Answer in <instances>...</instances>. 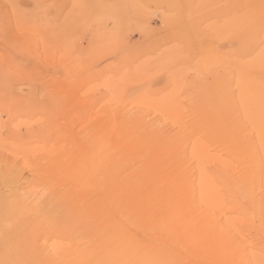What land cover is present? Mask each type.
Wrapping results in <instances>:
<instances>
[{"label":"rangeland","instance_id":"374dc122","mask_svg":"<svg viewBox=\"0 0 264 264\" xmlns=\"http://www.w3.org/2000/svg\"><path fill=\"white\" fill-rule=\"evenodd\" d=\"M262 84L264 0H0V160L10 162L0 168L10 167V176L22 171L14 181L10 177L11 187L0 181V192L16 189L31 204L29 218L43 200L56 202L31 231L0 224V264H38L35 240L55 263H65L63 253L76 242L70 239L77 226L73 178L92 164L107 172L108 202L115 200L112 191L127 196L151 184L158 193L168 179L177 182L180 194L164 193L169 202L163 203L173 206L170 215L177 218L173 226L180 225L169 236L124 224L138 240L162 236L173 264H264ZM198 139L205 157L193 149ZM168 164L177 171L163 180L162 171L171 174ZM246 168L251 184L239 189ZM84 184L85 195L95 197L98 190ZM108 202L109 215L123 206ZM141 204L152 217L162 215L156 203ZM196 222L209 230L223 226L231 258L222 254L224 262L220 252L207 250L215 237L203 246L201 234L188 231ZM25 235L29 249L10 246ZM23 253L36 258L18 262Z\"/></svg>","mask_w":264,"mask_h":264},{"label":"bare ground","instance_id":"6f19581e","mask_svg":"<svg viewBox=\"0 0 264 264\" xmlns=\"http://www.w3.org/2000/svg\"><path fill=\"white\" fill-rule=\"evenodd\" d=\"M244 75V74H243ZM252 77V76H251ZM254 77V76H253ZM244 78V77H243ZM247 78V77H246ZM251 79V78H250ZM255 80V77L252 78ZM248 82H249V78L246 79ZM252 80V82L254 81ZM258 80V79H256ZM244 81H245V78H244ZM246 81V82H247ZM261 81V80H260ZM242 82V80H241ZM258 83V81H257ZM243 85V83H242ZM244 85H245V82H244ZM243 85V86H244ZM252 86V84L250 85ZM256 86V85H255ZM261 86V85H260ZM247 87V89L249 88V86H245ZM244 89V88H243ZM252 88H250L249 90H251ZM257 89V88H256ZM262 97L264 98V85L262 84ZM253 92V91H252ZM251 92V93H252ZM239 94V92H237ZM241 93V91H240ZM236 95V96H237ZM256 97H258V93L255 94ZM254 95V96H255ZM261 96V94H260ZM240 97H245L244 96H240ZM255 97V98H256ZM254 98V99H255ZM259 98V97H258ZM257 98V99H258ZM241 99V98H240ZM252 99V98H251ZM255 99V100H257ZM243 100V99H242ZM249 100V98H248ZM245 101V100H243ZM242 101V102H243ZM251 101V100H250ZM253 101V100H252ZM251 101V102H252ZM262 101V100H261ZM264 102V101H263ZM247 103V102H246ZM242 104V103H241ZM245 104V103H244ZM246 105V104H245ZM248 105H251V104H248ZM248 107L247 105L245 106V108ZM250 107V106H249ZM232 108V107H231ZM249 108H247L246 111H248ZM192 111V110H191ZM194 112V111H193ZM250 111H248V114L246 113L245 116H249L250 117ZM197 114V113H196ZM208 114V113H207ZM242 114V113H241ZM245 114V113H244ZM242 114V115H244ZM183 115V114H182ZM232 115V113H231ZM203 116V115H202ZM200 117V116H198ZM196 117V118H198ZM210 117V116H209ZM249 117L247 119H249ZM190 118H193L190 116ZM194 119V118H193ZM195 120V119H194ZM199 120V119H198ZM197 120V121H198ZM237 120V119H236ZM199 122V121H198ZM238 122V121H237ZM245 122V121H244ZM194 123V122H193ZM243 123V122H242ZM244 124V123H243ZM152 125V124H151ZM146 127V126H144ZM149 126H147L148 128ZM153 129V126H150L149 129ZM185 128V126H183ZM187 128V127H186ZM210 128V126H209ZM189 129V128H188ZM242 129V128H241ZM209 130V129H208ZM207 130V131H208ZM240 130V129H239ZM204 131V130H203ZM245 131V130H244ZM148 132V131H147ZM150 132V130H149ZM151 133V132H150ZM160 133V132H159ZM193 133V132H192ZM201 133V132H200ZM210 133V132H209ZM221 133V131H220ZM142 134V133H140ZM152 134V133H151ZM195 134V133H194ZM208 134V133H207ZM216 134H219V132H217ZM244 134V133H243ZM170 136H172L171 134H169ZM174 135V134H173ZM175 136V135H174ZM173 136V137H174ZM213 136V134H212ZM243 136V135H241ZM176 137V136H175ZM174 137V138H175ZM177 137H180V136H177ZM176 137V138H177ZM209 137V136H208ZM223 137V136H222ZM156 138V137H154ZM160 138V137H159ZM167 139H169L168 137H166ZM165 138V141L167 140ZM224 139L226 137H223ZM153 139V137H152ZM161 139V138H160ZM172 139V138H171ZM227 139V138H226ZM225 139V140H226ZM176 140V139H174ZM214 140V139H213ZM164 141V140H163ZM173 141V140H171ZM170 141V142H171ZM198 143L197 146H194V150H196L195 152H199L203 157H205V155H203L204 153H206L204 150V141H200V139L197 140ZM228 143L230 142L229 140H226ZM139 142V140H138ZM141 142V141H140ZM217 142V141H216ZM165 143V142H164ZM169 143V142H168ZM167 143V144H168ZM173 143V142H172ZM147 145V143H144ZM171 144V143H170ZM250 144V143H249ZM165 145V144H164ZM175 145V144H174ZM203 145V146H202ZM215 145V144H214ZM236 145V144H235ZM237 146V145H236ZM162 147V146H161ZM171 147V146H170ZM174 147V146H173ZM243 147V145H242ZM245 147V146H244ZM248 147V145L246 146ZM251 147V145H250ZM181 148V147H180ZM166 149V148H165ZM170 149V148H169ZM168 149V150H169ZM179 149V148H178ZM243 149V148H242ZM248 149V148H247ZM246 149V150H247ZM251 149V148H249ZM248 149V150H249ZM236 150V149H235ZM245 150V151H246ZM167 151V150H166ZM177 151V150H176ZM233 151V150H232ZM202 152V153H201ZM166 153H170V152H166ZM247 153V151H246ZM239 154V153H238ZM175 155V154H174ZM182 155V154H181ZM252 155V154H251ZM145 156V155H144ZM190 156V154L188 155ZM146 157V156H145ZM169 157V155H168ZM144 158V157H143ZM172 159H176V157H171ZM182 158V156H181ZM236 158V157H235ZM239 158V157H238ZM180 161V159H178ZM247 160V158H246ZM172 160H170L168 163H170ZM144 162V161H143ZM174 162V160L172 161ZM171 162V163H172ZM242 162V161H241ZM252 162V161H251ZM0 163H6V164H10L9 161L7 160H0ZM108 164V163H107ZM142 164V162H141ZM140 164V165H141ZM242 164V163H240ZM1 165V164H0ZM5 165V164H4ZM15 164H13L12 166H14ZM168 166L166 168H169V172L171 174H169L168 172L166 171H162V178L163 180H165L167 177H170L173 175V171H177V168H175L176 170H174V168H172V164H168ZM243 165V164H242ZM246 165V164H244ZM114 167V165H112ZM143 166V164H142ZM175 166V164H174ZM185 166V165H184ZM183 166V167H184ZM103 166L101 165H87L86 166V170L85 171H82V172H79L77 171V173H75L74 175V178L73 180L76 178V184L77 185V189L75 190V193H73V196L74 198H72L73 200L76 198L75 202L72 203L71 205V208L73 209V214H75V218H76V221H77V226H75L74 228L71 227V234H70V239L73 240V241H76L75 243L73 241H71V243L74 245V247L71 249L72 251H68L66 253H63L64 255L63 256V262H65L66 264L68 262H71L72 264H173L172 260H170V257H169V254L166 252V244L168 243H165L163 240H162V236H161V241H163L165 243V245L163 244V242H161L159 239H157L156 237V240L154 242H149L150 241V237L148 238L147 236H144V237H147L146 240H149V241H145L143 239L145 238H141L142 240H138L136 238L138 232H136V236L134 237L132 234H130L128 231H127V228H125L124 224H127L129 227L131 226H134L136 228H138L140 231L144 230L145 232H149L151 235H154L153 233H155V231H158L160 235L162 234H168V232L171 234L170 230L171 228H174L173 230H176L175 229V226H178L179 224L175 223V226L174 225V222L172 221V218H176L175 216L176 215H170V211H171V204H165L163 203V201H167L168 198L164 200V193H168V194H171V195H178L180 194V188L177 184V182L175 181H172L170 179H168V182H167V188L161 192H156V188H154L153 186H151V184L149 186H147L145 189L137 192V193H132L131 195H127V196H117V194L120 192H117V193H114L112 191L111 193V197L113 199H115L114 201L112 202H108L106 201V199L108 198L109 200V193L107 191V188L104 187V185L106 184V171L104 168H102ZM144 167V166H143ZM3 168V167H2ZM115 168V167H114ZM120 169L122 167H119ZM180 167L178 166V169ZM16 169V168H15ZM150 169V168H149ZM148 169V170H149ZM17 170V169H16ZM130 170V169H129ZM181 170V168H180ZM179 170V171H180ZM140 171V170H139ZM145 171V170H144ZM250 171L251 169L249 168H246L245 172L243 174H241V177L238 181V185L239 186V189H248L250 184H251V179H250ZM10 167L6 166V170H2L0 168V181L1 183L4 185V186H10L12 184H10V177L13 179L14 181V178L15 180L17 178L20 177V174L22 173V171L20 172V170L16 171V172H12V175L10 176ZM15 173V174H13ZM120 173V172H119ZM183 173H185V170L183 171ZM179 175H183L182 173L179 174ZM178 175V176H179ZM151 176V175H150ZM159 176V175H158ZM177 176V177H178ZM122 177V176H121ZM138 178V175L136 176ZM152 177V176H151ZM150 177V178H151ZM186 177V176H185ZM135 178V179H137ZM144 178V177H143ZM149 178V177H148ZM184 178V177H183ZM182 178V179H183ZM181 179V178H180ZM179 179V180H180ZM117 180V179H116ZM121 180V179H120ZM184 180H186L184 178ZM188 180V179H187ZM81 181H82V184L83 182L85 183L84 186L86 185V187L90 188L91 187H94L96 188L98 191L95 193V197L93 195V192H88L87 194H90V195H85V191H84V188L82 187V185H79V183L81 184ZM133 181V180H131ZM114 182V181H113ZM124 183H127L128 182H124ZM160 183V182H159ZM170 183V184H169ZM189 183V180L187 182V184ZM200 187H204V184H202L201 182H199ZM126 184V185H127ZM140 184V182H139ZM165 184V183H164ZM184 185H186L184 183ZM138 186V185H137ZM143 186V185H142ZM163 186V185H162ZM11 187V186H10ZM111 187V186H110ZM139 187V186H138ZM137 187V188H138ZM164 187V186H163ZM132 189V188H131ZM139 189V188H138ZM7 190V188L5 187V191ZM159 190V189H158ZM189 189H187V193ZM56 191V190H55ZM95 191V190H93ZM183 191V190H182ZM186 191V190H185ZM185 191L183 193H185ZM8 192V193H7ZM5 193L3 192H0V224H3V223H8L10 222L9 224H7L9 227L10 225H12V223L16 224L17 223L21 226L22 228V231L26 232V231H31V229H33V226L34 224L37 223V226L39 223L43 222V221H46L52 210H53V206L56 204L55 201H53L52 203H54V205L52 206L51 205V201H48L47 199L43 200L44 202L42 203V205H40V207L38 208L37 206L36 207H33L34 209H32V211L35 212L33 218H29L28 216V213H26V210L27 208H29L31 206V204L29 205L26 200L20 196L18 193H17V190L14 189L13 187L10 188V191H7ZM54 192V191H53ZM52 192V193H53ZM107 192V193H106ZM44 193V192H43ZM50 193V194H52ZM49 194V196H50ZM40 195V194H39ZM38 195V196H39ZM55 195V194H54ZM62 195V194H61ZM53 196V195H52ZM14 197V198H12ZM62 197V196H61ZM98 197V198H97ZM60 198V197H59ZM177 197H175L174 199H176ZM58 199V198H57ZM62 199V198H61ZM136 200V201H135ZM192 200V199H191ZM195 200V199H193ZM77 201V202H76ZM123 201H132V202H129V203H126V204H123ZM165 201V202H166ZM176 201V200H175ZM175 201H173V204L175 205ZM112 203L115 205V207H118V209L120 208V204H122V210L120 209L119 211H117L116 213H111V215L108 214V209L106 207V203ZM141 202H146V204H148L149 202H151L153 205L156 203V206L158 207V209H160V211L162 212V215L159 217L157 215L153 216L152 217V213L149 215L150 212L147 213V210L145 207L147 206H143L141 204ZM169 202V201H167ZM178 204V201H176ZM194 201H192L193 203ZM196 202V200H195ZM194 202V203H195ZM157 203H162L161 206L160 205H157ZM29 206V207H28ZM62 206V205H61ZM180 206V204L178 205ZM55 207V206H54ZM58 207V206H57ZM152 207V206H151ZM63 208V207H62ZM175 208H177L175 206ZM174 208V210H175ZM181 209V208H180ZM199 209V208H198ZM198 209L196 211H198ZM31 210V209H30ZM179 210V208H178ZM28 211V210H27ZM180 211V210H179ZM61 212V209L60 211ZM159 212V214L161 213ZM178 212V211H177ZM183 213V211H181ZM121 213V218H122V222L119 221V216L117 214ZM154 213V212H153ZM169 213V214H168ZM179 213V212H178ZM117 216H116V215ZM181 213H179V217L178 219L182 218L183 216L180 215ZM49 215V216H48ZM57 215V214H56ZM191 215V214H190ZM193 215H195V213H193ZM204 215V214H203ZM74 215H72L73 217ZM181 216V217H180ZM201 216V215H200ZM206 216V215H205ZM146 217L148 220V223H144L146 220H142V218ZM202 217V216H201ZM73 218V219H75ZM72 219V218H71ZM177 219V218H176ZM209 219V218H208ZM211 219V218H210ZM209 219V220H210ZM67 221V220H66ZM72 221V220H71ZM74 221V220H73ZM72 221V222H73ZM179 221V220H178ZM207 221V220H206ZM211 221H215V220H211ZM65 222V221H64ZM204 222V221H203ZM203 222H200L195 225L192 226V230H188V231H193L195 233H198V234H201V235H198V237H200V241L203 240V246H204V243L206 242H210L211 239H216L214 241L215 244H213L211 247V245L208 243V249L207 250H210L211 248H214L212 252H220L218 254L219 257H224L225 255L227 256L228 253L230 252L232 254V247L231 246V242H226L225 239L227 237V234L224 230V228H222L219 223L216 226H213L212 229H207L208 226L206 224H204ZM171 223H172V227H171ZM74 224V223H73ZM185 224V223H184ZM193 224V223H192ZM40 225V224H39ZM180 226V225H179ZM187 226V225H186ZM190 226V225H189ZM40 227V226H39ZM61 227V226H60ZM64 227V226H63ZM62 227V228H63ZM188 227V226H187ZM186 227V228H187ZM133 228V227H132ZM179 228V230L181 229L180 227H177ZM185 228V229H186ZM12 229V228H11ZM20 229V228H19ZM134 229V228H133ZM132 229V231H133ZM189 229V228H188ZM55 230V229H54ZM137 230V229H136ZM18 231V230H17ZM131 231V230H130ZM139 231V232H140ZM134 232V231H133ZM187 232V231H186ZM173 235H176L174 232H172ZM189 233V232H188ZM192 233V232H191ZM168 234V236L170 235ZM193 234V233H192ZM212 234V235H211ZM141 235V234H140ZM143 235V234H142ZM173 235H171L173 237ZM191 234L189 233V236ZM170 236V237H171ZM180 236H183L182 234H180ZM194 236V235H193ZM213 236V238H212ZM28 235H25V237H20L18 239H15L13 242H10V246H17V247H21V248H24L26 247V249L30 248L31 247V242L30 240L28 239ZM140 237V236H138ZM192 238V236H190ZM196 237L197 239V235L194 236ZM153 238V239H155ZM168 238V237H167ZM186 238V237H185ZM189 238V237H188ZM165 239V238H163ZM187 239V238H186ZM9 240V239H8ZM152 240V238H151ZM169 240V238H168ZM179 240V239H178ZM177 240V241H178ZM187 240H192V239H187ZM195 240V239H194ZM193 240V241H194ZM171 241V240H170ZM198 241V240H197ZM195 241V242H197ZM231 241V240H229ZM36 242V240H35ZM33 243V248L35 249H32L34 250L36 253L38 252L37 254V258L38 259H35V260H42L40 262H38V264H44L43 262H45V264H57L55 262H57V260L55 261L54 258L55 256H52L50 254V251L47 250L48 248L44 246H41V249L38 248V245H36V243ZM70 241H68L69 243ZM164 245V246H161V243ZM192 242V241H191ZM69 243L72 247V244ZM172 243V242H171ZM176 242H174L175 244ZM198 243V242H197ZM196 243V244H197ZM205 243V244H206ZM7 244V243H6ZM39 244V243H38ZM169 244V243H168ZM201 244V245H202ZM170 245V244H169ZM194 246V244H192ZM198 245V244H197ZM40 246V245H39ZM60 246V245H59ZM199 246V245H198ZM55 247V246H54ZM196 248V246H194ZM38 248V249H37ZM66 248V247H65ZM64 248V249H65ZM70 248V247H69ZM170 248V246H169ZM199 248V247H198ZM19 249V248H17ZM37 249V250H36ZM59 249V248H57ZM62 249L61 251L64 252ZM170 250V249H169ZM171 251V250H170ZM59 252V251H58ZM35 253V254H36ZM61 253V252H60ZM229 253V254H230ZM21 254V253H20ZM24 254V253H23ZM30 254V253H29ZM28 254V255H29ZM32 254V253H31ZM30 254V255H31ZM34 254V255H35ZM58 254V253H56ZM174 254V253H172ZM171 254V255H172ZM204 254H209L207 252H205ZM222 254H224V256H222ZM231 254L229 255L230 258H231ZM26 256L25 254L23 256H20V259L21 260H18V262L22 261V259H30L32 257V259L36 258L34 257L33 255L31 257L29 256ZM54 255V254H53ZM60 255V254H59ZM210 255V254H209ZM213 255V254H212ZM64 256H67L66 259ZM26 257V258H25ZM28 257V258H27ZM216 258V257H215ZM229 258V257H228ZM23 259V260H24ZM31 259V260H32ZM61 259V258H60ZM59 259V260H60ZM225 260H223L224 262L228 259H226V257H224ZM45 260V261H43ZM58 260V261H59ZM175 260L174 259V264H175ZM177 261V260H176ZM183 261V260H182ZM215 261V259H214ZM23 262V261H22ZM37 262V261H36ZM64 263V264H65ZM178 263V262H177ZM217 263V262H216ZM227 263V262H226ZM37 264V263H36ZM59 264V263H58ZM219 264V262H218ZM222 264V263H220ZM225 264V263H224Z\"/></svg>","mask_w":264,"mask_h":264}]
</instances>
